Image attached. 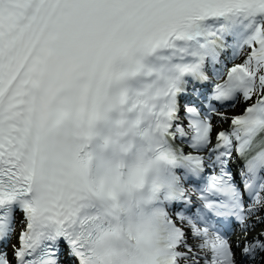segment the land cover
Listing matches in <instances>:
<instances>
[{"label":"snow or ice","instance_id":"6c2138e0","mask_svg":"<svg viewBox=\"0 0 264 264\" xmlns=\"http://www.w3.org/2000/svg\"><path fill=\"white\" fill-rule=\"evenodd\" d=\"M0 264H264V0H0Z\"/></svg>","mask_w":264,"mask_h":264},{"label":"rangeland","instance_id":"374dc122","mask_svg":"<svg viewBox=\"0 0 264 264\" xmlns=\"http://www.w3.org/2000/svg\"><path fill=\"white\" fill-rule=\"evenodd\" d=\"M244 105H240V107L238 108V110L236 111H233V112H230V113H241L242 112V109H243Z\"/></svg>","mask_w":264,"mask_h":264},{"label":"bare ground","instance_id":"6f19581e","mask_svg":"<svg viewBox=\"0 0 264 264\" xmlns=\"http://www.w3.org/2000/svg\"><path fill=\"white\" fill-rule=\"evenodd\" d=\"M230 114H232V115H236V113H230ZM229 127V125L228 124H224V126H223V128H228ZM257 231H259V229H257ZM235 238V237H234Z\"/></svg>","mask_w":264,"mask_h":264}]
</instances>
